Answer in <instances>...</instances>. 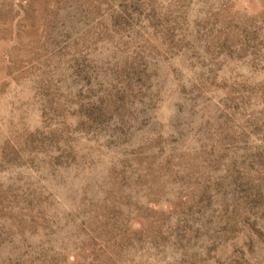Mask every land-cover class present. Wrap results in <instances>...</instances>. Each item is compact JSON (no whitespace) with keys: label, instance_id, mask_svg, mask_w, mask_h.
<instances>
[{"label":"rangeland","instance_id":"1","mask_svg":"<svg viewBox=\"0 0 264 264\" xmlns=\"http://www.w3.org/2000/svg\"><path fill=\"white\" fill-rule=\"evenodd\" d=\"M0 264H264V0H0Z\"/></svg>","mask_w":264,"mask_h":264}]
</instances>
